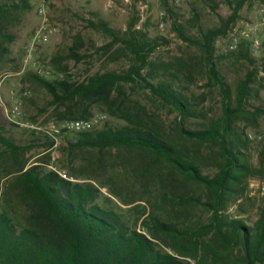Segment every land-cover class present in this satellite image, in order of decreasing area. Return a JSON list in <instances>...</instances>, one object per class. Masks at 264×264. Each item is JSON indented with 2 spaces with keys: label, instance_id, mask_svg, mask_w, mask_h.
Returning <instances> with one entry per match:
<instances>
[{
  "label": "trees",
  "instance_id": "1",
  "mask_svg": "<svg viewBox=\"0 0 264 264\" xmlns=\"http://www.w3.org/2000/svg\"><path fill=\"white\" fill-rule=\"evenodd\" d=\"M248 1L226 0L231 13L209 29L198 26L201 15L194 9L196 41L185 33L176 4L162 0L163 19L182 41L199 44L201 54L189 59H153L168 40L138 28L136 15L125 31L101 23L110 41L100 47L87 48L77 34L65 54L50 59L53 78L25 73L21 102L35 109L31 123L88 120L95 110L109 119L91 131L64 134L55 169V141L25 129L28 139L18 143L0 112V264H264V200L253 225L229 213L247 198L249 179L264 175V144L259 171L251 164L246 133L264 117V105L253 104L260 99L256 84L264 57L259 65L252 42L241 39L230 54L246 73L232 84L216 48ZM33 8L31 0H0V71L18 66L14 46ZM95 58L105 65L123 58L132 64L121 73L88 72L81 79L69 74V61L91 65ZM200 79L219 88L221 119L198 110L205 98L191 88ZM126 85L148 91L176 112L174 126L167 129L160 116L131 98ZM28 91L49 98L38 106L24 95ZM240 121L248 126L240 129ZM207 146L212 158L204 153ZM144 197L154 201L147 207ZM196 211L210 214L209 220L194 221Z\"/></svg>",
  "mask_w": 264,
  "mask_h": 264
},
{
  "label": "rangeland",
  "instance_id": "2",
  "mask_svg": "<svg viewBox=\"0 0 264 264\" xmlns=\"http://www.w3.org/2000/svg\"><path fill=\"white\" fill-rule=\"evenodd\" d=\"M33 3V1L31 0ZM33 10L27 14L24 23L19 28V39L14 46V54L18 66H7L0 71V96L7 107H11L16 100H22V78L26 72L33 70L30 66H24V57L26 50L31 41L32 35L41 23V18L36 12L35 4ZM175 5V4H174ZM177 11L180 14L181 23L184 26L185 33L199 41L200 34L198 27L192 23L193 10L196 9L200 15V26L203 29L214 28L220 24L219 16H228L231 9L226 0H182L176 5ZM48 17L50 24L56 28V33L51 37L49 42L44 44L38 53V65L45 71L41 74L48 78H53V71L48 65L52 57L65 54L68 48L73 44L74 37L81 34L86 42L87 48L92 45L97 47L103 46L110 41V38L100 29L101 23H107L109 27L125 31L132 16H140L141 20L138 28H147L151 37H164L168 40V45H163L153 55V59L158 58L163 61H173L174 59H189L193 56H198L201 51L197 45H190L179 38L173 30L171 22L163 19L162 13L165 12L162 7V0H47ZM264 15V0H249L240 12V18L232 28L230 34L226 37H221L216 42L217 55L225 57L227 67L223 69L224 73H228L233 84L237 78L243 77L246 73L245 65L235 63L231 57L230 43L234 36L240 37L242 31H249L252 42V54L259 60V65L264 57V25L261 24V18ZM161 23L164 27L161 28ZM147 26H146V25ZM258 40L261 43L259 48H254L253 41ZM195 41V42H196ZM92 51V50H91ZM130 57L131 54H129ZM132 62L128 58H123L118 62L103 64L97 58L91 60V65L87 63L76 64L69 61L67 65L70 68L69 74L76 79H81L85 74H91L104 71L123 72L131 66ZM34 71V70H33ZM56 72V71H55ZM57 74V73H56ZM207 79H200L195 86H192L191 91L198 99L205 98V101L200 104L198 110L207 114L209 119H221L223 117V98L219 88L205 87ZM256 87L260 90V99L254 100V105H264V72H260ZM131 98L148 107L155 112L169 129L174 126L177 113L170 110L159 100L151 97L150 93L143 89L133 88L131 85H126ZM28 96L33 97L38 106H42L49 96L45 93H33L28 91ZM198 103V100H196ZM21 122L27 127H20L12 123L8 129L12 137L18 142L27 141V137L23 135V130L29 129L42 133L38 128L46 125L33 124L29 117L33 115L35 109L30 104L23 100ZM2 113V112H1ZM3 114V113H2ZM99 110H95V115H102ZM106 115V114H104ZM109 119V117H108ZM7 120V119H6ZM42 120V119H40ZM240 129L247 127L245 121L237 123ZM250 139V160L255 169L261 171L260 159L262 157V149L264 144V117L259 119L257 128L249 127L246 130ZM43 134V133H42ZM252 135L253 138H250ZM64 144L63 136L60 138L59 146ZM58 146V147H59ZM57 147V148H58ZM57 148L51 150L53 157L52 168L58 169L56 162L59 159ZM37 149L33 154L40 152ZM116 153L115 150L112 151ZM204 153L212 158L214 150L207 146ZM212 169H205V173H210ZM64 172V171H63ZM247 198L240 200L238 203L231 205L229 213L235 217H242L247 220L248 224L253 225L258 219L260 208L263 206L264 200V175L258 173L249 179L247 190ZM141 204L148 207L150 202L154 201V197H144ZM124 207V206H123ZM135 207L134 205L124 207L125 211ZM210 214L196 211L193 214L194 221L207 222Z\"/></svg>",
  "mask_w": 264,
  "mask_h": 264
},
{
  "label": "built area",
  "instance_id": "3",
  "mask_svg": "<svg viewBox=\"0 0 264 264\" xmlns=\"http://www.w3.org/2000/svg\"><path fill=\"white\" fill-rule=\"evenodd\" d=\"M32 1L33 4L37 6L36 12L41 18V23L32 35L31 41L26 50V54L24 57V66H30L35 72L44 74L45 71L38 65V52L44 44L49 42V40L57 30L50 24L47 10V0ZM181 1L182 0H170V2L175 3L176 5ZM164 15L165 12L162 13V16ZM261 24L264 25V15L261 18ZM164 25V23H161V28H163ZM241 39L252 40L249 31H242L240 33V37L234 36L230 43V49H237ZM253 46L254 48H259L261 46V43L258 40L253 41ZM24 95H28V93L25 92ZM0 112L3 113L9 123L18 125L20 127H27L25 123L21 122L22 103L19 100H16V102L11 107H7L0 96ZM107 120L108 116L102 114L93 116L88 120H67L60 124L51 123L38 129L41 130L43 134L53 139L55 141L54 148H57L60 144V138L64 134L88 132L95 128L101 127ZM249 136L250 138H253L252 135Z\"/></svg>",
  "mask_w": 264,
  "mask_h": 264
},
{
  "label": "crops",
  "instance_id": "4",
  "mask_svg": "<svg viewBox=\"0 0 264 264\" xmlns=\"http://www.w3.org/2000/svg\"><path fill=\"white\" fill-rule=\"evenodd\" d=\"M41 49V48H40ZM40 51V50H39ZM39 53V52H38ZM53 58V57H52Z\"/></svg>",
  "mask_w": 264,
  "mask_h": 264
}]
</instances>
